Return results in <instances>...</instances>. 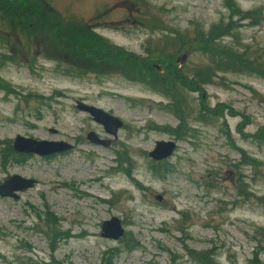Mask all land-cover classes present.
Segmentation results:
<instances>
[{"label": "rangeland", "instance_id": "374dc122", "mask_svg": "<svg viewBox=\"0 0 264 264\" xmlns=\"http://www.w3.org/2000/svg\"><path fill=\"white\" fill-rule=\"evenodd\" d=\"M226 1L43 0L41 7L76 44L92 34L149 68L159 64L169 78L181 48L175 36L192 42L198 29L227 22ZM234 5L262 16L221 43L264 63V0ZM31 28L36 39L9 35L0 43V184L15 175L36 183L16 201L0 198V264H250L254 254L264 264V79L221 72L194 90L189 80L198 71L211 76L209 60L185 42L186 87L165 98L150 89L154 69H126L117 52L96 60L92 47L73 58ZM77 102L124 123L108 149L87 141L89 132L113 139ZM176 108L177 119L169 112ZM17 137L73 149L17 153L19 162L2 165ZM157 141L177 147L154 164L147 153ZM112 218L124 228L119 241L100 236ZM54 230L59 242L51 241Z\"/></svg>", "mask_w": 264, "mask_h": 264}, {"label": "trees", "instance_id": "16d2710c", "mask_svg": "<svg viewBox=\"0 0 264 264\" xmlns=\"http://www.w3.org/2000/svg\"><path fill=\"white\" fill-rule=\"evenodd\" d=\"M33 1L34 0H0V33H2L0 34L1 44L6 45L9 42V35L13 39L20 37L21 35L25 39H30V37H34V39H36L37 34H33V36H30L29 34V30L32 29L29 27V25H34L39 31L44 33L41 35L43 43H45V41L50 42L56 48L62 50V53L65 55L68 54L74 58L75 54H83L86 57L89 53L88 47H92L90 51L97 50V52H99L92 53L96 60L99 59L104 53L108 55L109 53L117 52L120 57V62L125 64L126 69L130 70L131 68L133 71L137 72L140 68H142L143 72L145 73L153 70L152 68H149L148 64L140 62V60H137L136 57H133L131 54L123 53L116 48L112 49V46L109 44V42H100L98 38L92 34L86 33L87 39L89 41L88 43H85V41L81 39L79 44H76V41H74L71 33L65 34L63 30H61V24H59V22L52 24L48 17L49 13L42 14L41 5L43 0H37L36 6L39 14H33L35 12V9L32 8V5L34 4ZM234 3L235 0L226 1V8L229 12H231V16L227 22H219V24L211 26L206 32L202 29H198V31L194 34L192 42L184 39L180 40V36H175L174 38L181 47L178 51L183 49L182 47H184L185 42H188L190 43L187 45L189 48L202 51L209 60L207 71H209L211 76H204L201 74V71L194 73L193 77L189 80V83L194 90L199 89L202 85H210L211 79L214 78L217 73L221 72L244 75L249 74L264 79V63L253 61L252 59L247 58L246 54H239L238 51L234 50L233 48L231 49L221 43L223 38L235 37V28L241 22L247 21L252 25H255L262 16L260 9H254V11L246 12L240 11L238 7L234 5ZM55 17H57V15H55ZM233 18H235L234 21ZM65 28L67 29V27ZM73 28L76 27L73 26ZM16 32L17 34H15ZM189 48H187V50H190ZM78 57H80V55H78ZM170 58L171 57H169V59ZM170 66L171 67L167 69L169 72L173 73V76L169 78H161L160 76L162 75L157 73L156 79L152 80L154 82L150 89L161 94L162 96H165V98L174 99L177 95H180L178 92V84H180L182 87H186L185 82L188 77L184 76L181 70L177 69L175 66ZM139 75L136 74V77ZM181 77L184 78V83L180 81ZM169 112L176 119L178 116L182 117L183 115V111L180 108H176V110ZM15 158H20V156L9 150L8 153H4L1 156V161L3 162L2 165L10 161L19 162ZM128 162L129 161L127 160V163ZM121 171L130 178L131 172H127L123 169H121ZM53 233L55 234V237H53L51 241L56 242L59 240V238H61V236L57 234L58 231L56 230H54ZM204 256L205 255L202 257ZM253 257L254 258L252 261H250V264H259L257 254H254Z\"/></svg>", "mask_w": 264, "mask_h": 264}, {"label": "water", "instance_id": "95a60500", "mask_svg": "<svg viewBox=\"0 0 264 264\" xmlns=\"http://www.w3.org/2000/svg\"><path fill=\"white\" fill-rule=\"evenodd\" d=\"M187 54H184L180 57H178L174 64H177L178 66H182L186 61ZM157 70H160V66H154ZM77 110L81 112L88 113L94 122H97L100 124L105 133H108L111 135L114 139L117 137V131L119 128L123 127V123L116 118L112 117L108 113L103 112L102 110H99L95 107L88 106L84 103L77 102ZM88 141H90L92 144L101 145L105 148H108L110 146V140L103 141L100 140L96 134L88 133L87 136ZM154 149L148 153L149 158L151 160L155 161H162L166 160L168 157L172 156V153L174 152L176 148L175 142L172 141H157L155 142ZM13 149L19 153H25L31 152L35 153L36 155L41 156H49L50 154H56L65 152L68 150H71L72 147H70L68 144L61 142V143H55V142H44V141H34L32 139L17 137L14 140V146ZM35 185L33 180L30 179H23L22 177L15 175V176H9L7 177L2 184H0V197L4 198H11V199H18L19 196L16 194V192H26L28 189L33 188ZM160 200L159 197L156 198V200ZM102 231L100 233V236L105 239L110 240H118L120 239L124 234V229L122 228L120 221L117 218H112L110 221L104 222L102 224Z\"/></svg>", "mask_w": 264, "mask_h": 264}, {"label": "flooded vegetation", "instance_id": "af4514ba", "mask_svg": "<svg viewBox=\"0 0 264 264\" xmlns=\"http://www.w3.org/2000/svg\"><path fill=\"white\" fill-rule=\"evenodd\" d=\"M36 0H35V2H34V4L32 5V8H34L35 9V12L33 13V14H39L38 13V9H37V6H36Z\"/></svg>", "mask_w": 264, "mask_h": 264}]
</instances>
